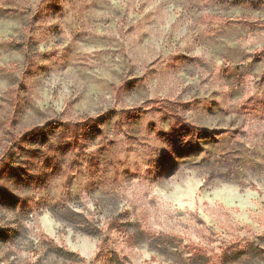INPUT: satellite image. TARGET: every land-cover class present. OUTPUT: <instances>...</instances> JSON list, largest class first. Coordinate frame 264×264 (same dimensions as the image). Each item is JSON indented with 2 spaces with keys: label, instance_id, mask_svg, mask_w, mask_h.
Returning <instances> with one entry per match:
<instances>
[{
  "label": "rangeland",
  "instance_id": "obj_1",
  "mask_svg": "<svg viewBox=\"0 0 264 264\" xmlns=\"http://www.w3.org/2000/svg\"><path fill=\"white\" fill-rule=\"evenodd\" d=\"M0 264H264V0H0Z\"/></svg>",
  "mask_w": 264,
  "mask_h": 264
}]
</instances>
